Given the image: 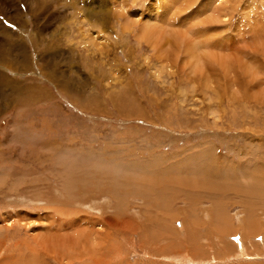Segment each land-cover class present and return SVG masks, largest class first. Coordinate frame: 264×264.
Returning a JSON list of instances; mask_svg holds the SVG:
<instances>
[{
	"label": "rangeland",
	"instance_id": "1",
	"mask_svg": "<svg viewBox=\"0 0 264 264\" xmlns=\"http://www.w3.org/2000/svg\"><path fill=\"white\" fill-rule=\"evenodd\" d=\"M1 1L0 264H264V0Z\"/></svg>",
	"mask_w": 264,
	"mask_h": 264
},
{
	"label": "bare ground",
	"instance_id": "2",
	"mask_svg": "<svg viewBox=\"0 0 264 264\" xmlns=\"http://www.w3.org/2000/svg\"><path fill=\"white\" fill-rule=\"evenodd\" d=\"M1 6H4V4L2 3V2H0V7ZM159 6V5H158ZM148 11V10H147ZM161 11V10H160ZM164 18V17H163ZM166 18V17H165ZM142 34V33H141ZM143 35V34H142ZM1 44H2V41H1V39H0V46H1ZM1 47H3V46H1ZM1 47H0V57H2V55H1ZM4 49V48H3ZM10 49V48H9ZM4 56V55H3ZM25 58V57H24ZM13 61V60H12ZM8 64V63H7ZM10 64V63H9ZM8 83L9 84H12V83H14L13 81H8ZM20 88H21V86H20ZM32 89H34V88H32V87H30L29 88V86H27V87H25V86H23V88L21 89V91H22V100H24V102H30L33 98H37L35 95H36V93L34 92V91H32ZM26 93V94H25ZM25 94V95H24ZM35 100H37V99H35ZM192 258V257H191Z\"/></svg>",
	"mask_w": 264,
	"mask_h": 264
},
{
	"label": "crops",
	"instance_id": "3",
	"mask_svg": "<svg viewBox=\"0 0 264 264\" xmlns=\"http://www.w3.org/2000/svg\"><path fill=\"white\" fill-rule=\"evenodd\" d=\"M1 2L4 4L5 1H1ZM1 59L6 61V58L0 57V61H1ZM7 82H8L7 74L0 72V87H1V85H3L6 88Z\"/></svg>",
	"mask_w": 264,
	"mask_h": 264
}]
</instances>
